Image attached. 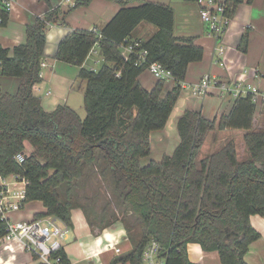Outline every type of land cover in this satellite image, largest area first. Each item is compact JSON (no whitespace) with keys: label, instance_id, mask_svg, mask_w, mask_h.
Returning a JSON list of instances; mask_svg holds the SVG:
<instances>
[{"label":"trees","instance_id":"1","mask_svg":"<svg viewBox=\"0 0 264 264\" xmlns=\"http://www.w3.org/2000/svg\"><path fill=\"white\" fill-rule=\"evenodd\" d=\"M92 1H79L68 12L52 9L27 27L26 43L12 50L0 46V76L21 82L15 95L0 91V177L26 183L24 204H44L47 212L36 220L53 217L71 227L76 208L101 229L121 218L132 250L113 264H143V253L153 240L163 247L167 264H194L189 244L217 252L221 264H247L250 246L261 238L251 217H264V130L254 131L259 105L251 96L235 100L229 114L212 120L186 111L177 124L180 144L174 153L160 162H143L153 155L152 135L165 130L190 65L205 57L193 38L176 37L172 7L153 2L131 7L114 0L122 8L99 31L101 39L93 31L75 30L61 41L56 60L80 68L100 44L104 66L79 73L85 86V119L69 106L48 113L35 96L49 27L66 25L69 13ZM253 3L228 0L229 16L234 18L241 5ZM9 16L0 5L1 27ZM142 24L157 29L144 48L150 62L172 72L171 88L161 80L154 90H146L140 82L146 70L122 58V46L134 39ZM248 41V36L241 40L244 52ZM226 130L246 132L249 159H238L231 140L199 160L208 135ZM19 155L24 156L22 163ZM7 226L0 213V239ZM64 258L67 262L66 254Z\"/></svg>","mask_w":264,"mask_h":264},{"label":"crops","instance_id":"2","mask_svg":"<svg viewBox=\"0 0 264 264\" xmlns=\"http://www.w3.org/2000/svg\"><path fill=\"white\" fill-rule=\"evenodd\" d=\"M79 1L84 0H76ZM128 3V6H139L146 2L158 3L170 6L175 11L176 24L175 35L178 38H193L195 44L204 48L205 57L200 63L190 65L187 79L184 82L189 88L183 89L181 96L173 110L165 130L155 132L152 135L154 161L160 162L166 155H172L180 144V137L177 130L179 119L186 111L201 112L202 115L212 120L218 114H229L233 108L235 100L227 96H219L212 93L206 96L194 95L192 87L197 85L207 74L218 77L222 80H232L235 77L246 78L247 82L256 85L264 95V0H254V3L243 4L239 7L230 28L223 38L226 47L224 57L225 67L213 64V54L215 41L209 36L208 27L203 23L200 15V8L194 1L187 0H121ZM106 2V0H94L88 6H80L69 13L66 18V25L58 23L51 25L47 31V47L45 58L42 64V82L35 86L34 94L42 100L43 109L54 112L60 106H69L76 110L73 105L72 96L79 83V73L81 69L88 68L93 59V54L89 56L83 68L58 62L56 54L61 41L75 30H98L102 31L108 23L115 17L122 8L116 2ZM103 8L104 10L95 9ZM61 8L66 12L67 6L63 5V0H16L11 10L8 24L0 26V46L4 49H14L26 43L27 27L33 25L38 18H44L52 9ZM149 25V24H147ZM142 24L134 34V39L149 40L157 29L153 26ZM149 37L145 38L143 35ZM244 36H248L247 51L244 52L239 46ZM96 63V62H95ZM94 70V67L91 69ZM244 71H249L244 75ZM140 82L148 90H154L158 80L145 72ZM172 83H167L171 88ZM21 82L17 78L0 76V91L6 94L15 95L20 89ZM167 88V89H168ZM81 99L84 100L85 86L79 87ZM81 108V105L80 107ZM177 136L174 140L170 139L169 134ZM264 130V106L259 104V108L254 121V131ZM216 135V139L214 136ZM244 131L226 130L223 132H211L202 148L203 149H222L228 142L234 140L243 147L244 156L238 159L246 161L247 149L245 146ZM223 136H231L230 140L218 139ZM219 137V138H218ZM213 138V141H212ZM221 146V147H220ZM156 151V152H155ZM27 152H31L30 144H27ZM217 152V151H216ZM212 153V151H211ZM210 153V154H211ZM199 156V160L204 156ZM213 154V153H212ZM26 188L23 181H18L11 176L7 179L0 177V189L5 190L6 199L2 205L11 206L20 204L18 211L4 210L3 217L8 221H32L37 215L47 212V208L42 202H31L24 204L18 195ZM2 205H0V210ZM117 221L109 228L101 229L89 223L86 213L82 208L72 211L71 232L65 241V254L68 264H113L123 258L132 250V244L128 237V232L122 222ZM252 227L260 233L261 238L254 242L245 257L247 264H264V217L256 215L251 217ZM9 248L0 249V264H41L37 258L27 252L18 242L7 245ZM117 249L121 252L117 253ZM189 259L194 264H221L217 252H205L198 244L188 245ZM130 264V263H117Z\"/></svg>","mask_w":264,"mask_h":264},{"label":"built area","instance_id":"3","mask_svg":"<svg viewBox=\"0 0 264 264\" xmlns=\"http://www.w3.org/2000/svg\"><path fill=\"white\" fill-rule=\"evenodd\" d=\"M15 1L0 0V5L7 12H11ZM196 3L200 8L202 21L208 27L209 36L215 41L213 64L224 68L226 47L222 41L232 23V18L229 16L228 0H198ZM76 4V0H63V5H69L70 8H74ZM1 23L2 19L0 18V25ZM92 31L99 36V39L102 38L98 30ZM99 47L98 42L91 54L96 53ZM121 51L125 62L134 60L138 68L145 69L156 80L174 83L175 78L171 71L166 70L160 63L149 61V52L144 48V40L132 39L127 41L126 45L122 46ZM218 54L219 56H217ZM42 67H45V64H42ZM249 73V71H244L243 74L248 75ZM120 76L121 73L119 72L117 77ZM180 86L182 90L189 88L184 82L180 83ZM192 90L194 95L206 96L215 93L221 97L227 96L234 100L251 96L255 104L259 105L264 102V95L261 90L256 85L247 82L246 78L243 77H235L226 81L207 74L197 85L192 87ZM17 160L22 163L24 156H17ZM15 179L17 180L16 177ZM4 194L5 190L0 189V205L6 199ZM18 198L22 201L25 200V190L18 195ZM20 208V204L8 207L2 205L0 213L2 214L4 210L18 211ZM70 232V226L53 217L35 219L29 222L8 221L6 235L0 239V249H7L9 248L8 244L18 242L27 252L33 254L41 264H68L64 258V244ZM116 251L117 253L121 252L120 249ZM143 264H167L166 253L159 242L153 240L149 243L143 253Z\"/></svg>","mask_w":264,"mask_h":264},{"label":"rangeland","instance_id":"4","mask_svg":"<svg viewBox=\"0 0 264 264\" xmlns=\"http://www.w3.org/2000/svg\"><path fill=\"white\" fill-rule=\"evenodd\" d=\"M107 1H109L110 3H106V4H110L111 5V2H113V0H106V2ZM115 2V1H114ZM66 9V12H68L69 10H70V6L69 5H67V8H65ZM97 10H101V11H103L104 9L101 7V8H99V9H95V12L97 13L98 11ZM71 14V13H70ZM233 19L234 18H232V21H233ZM232 24V23H231ZM144 26H149V25H147V24H144ZM231 26V25H230ZM150 27H152V26H150ZM50 28V27H49ZM153 29H156L154 26H153ZM145 38H148L149 36L147 35V34H144L143 35ZM224 45V44H223ZM217 56H219V54L217 55ZM95 62H97V63H95ZM104 64H105V62H104V60H103V58L101 57V55H100V52H99V50H97V52L96 53H94V55H93V59L91 60V62L89 63V66H88V68L87 69H89V70H91L93 67H94V70H96V71H99L103 66H104ZM77 81L79 82V83H77V85H76V90H75V92H73V96H72V101H73V105H75V107H76V111H77V113L81 116V118L82 119H85L86 118V111H85V106H84V100H82L81 99V92H79L78 90H79V87L81 86V84H83L80 80H78L77 79ZM80 105H81V108H79L80 107ZM176 131V134L175 135H172V134H169V136H170V139L171 140H174V138L177 136V130H175ZM216 137V135L214 136V138ZM220 137V136H219ZM218 137V138H219ZM217 138V137H216ZM215 138V139H216ZM230 138H231V136H223L222 138L220 137L218 140L219 141H222V140H230ZM222 139V140H221ZM212 141H213V138H212ZM221 147V146H220ZM237 147H238V151H239V157H240V159H241V157H245L244 156V151L242 150L243 149V147L239 144H237ZM211 151H212V153H214V152H216V151H218V150H216V151H214L213 152V149H203V152H204V154H201V155H203L204 157H207L208 155H210V153H211ZM156 152V151H155ZM211 153V154H212ZM247 154V156H248V158L247 159H249V154H248V152L246 153ZM155 157L156 156H154V155H152L150 158H148V159H146V160H144L143 162H144V164H147V163H149L150 161H152L153 159H155ZM203 157V158H204ZM108 196L111 198V195H110V193H108ZM81 202H84V200L82 199L81 200Z\"/></svg>","mask_w":264,"mask_h":264}]
</instances>
